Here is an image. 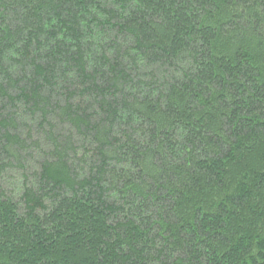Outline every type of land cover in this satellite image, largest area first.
I'll list each match as a JSON object with an SVG mask.
<instances>
[{
	"label": "trees",
	"instance_id": "obj_1",
	"mask_svg": "<svg viewBox=\"0 0 264 264\" xmlns=\"http://www.w3.org/2000/svg\"><path fill=\"white\" fill-rule=\"evenodd\" d=\"M0 264H264V0H0Z\"/></svg>",
	"mask_w": 264,
	"mask_h": 264
}]
</instances>
